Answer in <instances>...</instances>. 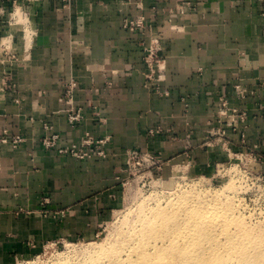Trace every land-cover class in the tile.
<instances>
[{"label":"crops","instance_id":"obj_1","mask_svg":"<svg viewBox=\"0 0 264 264\" xmlns=\"http://www.w3.org/2000/svg\"><path fill=\"white\" fill-rule=\"evenodd\" d=\"M263 2L0 0V43L12 36L17 58L0 46V129L25 137L16 147L0 143V264L31 257L58 236H95L120 205L126 148L157 152L170 162L193 155L199 161L195 169L225 161L229 154L222 148L190 150L218 125L221 95L247 109V143L264 150ZM14 4L30 13L37 30L28 50L22 28L7 24ZM183 4L189 8L181 13ZM140 16L145 28L122 26L124 19ZM153 35L164 38L166 60L163 80L148 84L144 54ZM70 77L79 81L74 101L83 120L77 126L68 122L60 100ZM236 84L248 90L246 98L237 96ZM157 86L167 93L159 94ZM47 124L61 145L86 132L111 135L108 156L80 160L44 148ZM157 127L162 131L150 134ZM240 133L228 129L236 151L243 149ZM44 197L52 211L69 213L45 216L38 211Z\"/></svg>","mask_w":264,"mask_h":264},{"label":"rangeland","instance_id":"obj_2","mask_svg":"<svg viewBox=\"0 0 264 264\" xmlns=\"http://www.w3.org/2000/svg\"><path fill=\"white\" fill-rule=\"evenodd\" d=\"M180 12L184 13L183 11ZM161 39L162 41L164 40V38ZM161 53L164 57H166L165 49H162ZM262 83L264 84V80ZM239 85L242 88H245L241 84H236L234 86L235 91L237 90V86ZM161 91L164 92L163 90ZM247 94H248V90L246 89V95L241 98H246ZM223 97L226 98L225 96ZM73 103L75 104L74 96H73ZM219 109H220V102L218 104V110L216 112L217 119L215 120L217 122H218ZM261 109L264 110V107L261 106ZM240 110L247 112L246 115V121H247L249 115L247 109L240 108ZM263 112L264 111H262V114ZM217 126L215 125L210 126L207 130L206 139L197 145L191 146L190 150H194L195 153L197 150L204 148L212 147V149L214 150L222 148L224 151L228 152L227 155L232 152L237 153L243 150L242 149L240 151H236L229 146V141H230L228 138L229 127L223 126V128L226 129L224 141L226 142L228 140L227 146L229 150H226L225 149L226 145H224L223 143L224 141L221 140V138H219V135L218 134L213 135L210 133L211 129H218L219 127ZM244 129L241 130L244 131ZM87 133L92 135L90 132H86L83 136H85ZM245 135H246V131H245ZM105 136L107 135L97 138H104ZM188 137H190L189 134ZM77 139L78 138H75V140L72 143L65 145H61L59 139V145L63 147H68L71 146L73 143H75ZM214 139L219 140L218 143L208 144L209 141H213ZM245 140H246L245 145H243L242 135H241L240 142L243 148L244 146L247 148H252L255 145H259V144H253L252 146H249L247 143V136H245ZM106 146L107 145L104 146V150H105L104 156H100V155L95 156V154H93V151L95 149L93 146L90 145H86L83 147L85 151L91 154L89 157H86V159H80L71 152L62 155L71 156L73 158L80 160H89L93 158L104 159L108 156ZM127 149L128 148L125 149L124 153L126 152ZM259 149L260 150L258 153H264L262 146L259 145ZM54 150H56L59 154H61L58 149H54ZM192 156L189 155L186 156V158H182L181 160H177L173 162H170L172 158L163 159L164 165L161 169L160 174H158V177L152 176L148 173H143L142 171H132L133 173L131 175H129L128 173L125 175L121 174L120 176H118V183L120 185V192H119L120 205L111 212L110 218L107 220V222L99 225V229L95 234V236H92V238H87V239L82 237L71 239L68 237L58 236L56 238L46 240L42 243L40 250L36 252L33 256L28 258H18L15 260L13 264H90V261L87 260L88 257H86L85 254L86 248H88L89 245L91 246V243L93 242L104 243L107 241H111L110 240L111 237L116 236L115 233L118 230H120L121 228L122 229L126 228L127 226L126 223L125 222L122 223L124 218L125 217L131 219L134 218L139 211L138 210V208H140L139 206L146 205V208L148 206L149 207H155V206L157 207L158 205L166 206L168 202L172 201L171 198L174 201L184 194L185 195L190 194V192L191 193L195 192L197 194H200L201 196H208V198L211 197L212 199L217 200L219 203H221L222 206H224L227 202H230L232 208L231 214L240 217L244 223V226L247 229L248 226H253L255 227V231L263 230L264 232V196H262L260 194V191L258 190L259 181L257 180V176H255V172L257 169H263L264 161L260 162L255 167L253 166V163L249 162L250 157H246L245 155L243 156L240 155L239 159H237L235 158L236 155L232 153L228 155V158L225 161L224 160L218 162L216 161L215 164L212 163L213 167H210V169L208 170H203L202 167H196L197 169H195V166H198L199 161H197V159H195L194 156L192 158ZM125 158H126V154H125ZM125 161L123 163L122 169L125 167ZM170 164H172L173 166H171ZM166 168L169 169V172L166 171ZM123 176H125L124 179ZM183 191L185 192L184 194ZM176 196H178V198ZM154 200L155 202H153ZM49 203H50L49 198L44 197L42 200H40L38 204L40 205V209L38 211L43 213L45 216H47L52 212L55 213L56 217L59 215L58 213H62V214L66 212L69 213L68 209H63V210L57 209L52 211L50 208H48ZM149 204L150 205L153 204V205L150 206ZM134 210L135 212H133ZM134 219H137V217H135ZM126 229L128 230V227ZM32 245L35 244L32 243ZM122 255L125 256L126 252H123ZM86 261H88L89 263L88 262L85 263ZM99 263L100 261L98 262V264Z\"/></svg>","mask_w":264,"mask_h":264},{"label":"bare ground","instance_id":"obj_3","mask_svg":"<svg viewBox=\"0 0 264 264\" xmlns=\"http://www.w3.org/2000/svg\"><path fill=\"white\" fill-rule=\"evenodd\" d=\"M171 200L137 207V219L122 221L128 230L91 243L85 250L90 264H264L263 230L247 229L230 202L222 206L195 192Z\"/></svg>","mask_w":264,"mask_h":264},{"label":"built area","instance_id":"obj_4","mask_svg":"<svg viewBox=\"0 0 264 264\" xmlns=\"http://www.w3.org/2000/svg\"><path fill=\"white\" fill-rule=\"evenodd\" d=\"M65 3H70L71 0H63ZM15 3V2H13ZM264 6V2H263ZM188 4H183L177 10L186 12L188 10ZM0 12L3 13L2 8H0ZM264 16V11L262 13ZM9 25H19L22 28L25 47L26 50L32 46L34 37L36 35V29L32 27V18L30 13L22 8L20 5L14 4L9 11V19L7 21ZM147 25L146 19L143 16L137 17L135 19L129 20L124 19L122 21V26L128 30L135 31L139 28H145ZM12 36H5L0 43L4 54L9 55L12 60H17L15 54V47L12 44ZM164 49V44L160 36L153 35L151 37L150 43L145 47L144 61L147 65L148 72L145 75L148 84L152 81L159 82L163 80V71L165 68V60L161 53V50ZM12 63L7 66L5 72L11 73ZM79 81L76 78L70 77L68 80L64 82L63 92L61 101L66 103L65 111L67 113L68 122L72 126H77L83 120V114L80 107H77L73 103V96L75 93V89L78 87ZM156 91L159 94L167 93L165 91L162 92L160 87L157 86ZM237 96L244 97L246 95V89L242 88L240 85L237 86V90L235 91ZM264 111V110H262ZM264 114V112H263ZM246 111L240 110V108L233 107L228 103V100L223 96H220V109L218 112V129H211L210 133L213 135H219L221 140H225L224 136L226 134V129L223 126H228L234 131H241L242 135V143L245 145V131L244 129L247 127L246 125ZM45 128L49 130L48 134L42 136L41 143L42 146L46 149H58L61 154H68V152L73 153L80 159H86L91 154L84 150V146L90 145L94 147L93 154L104 156V146L107 145L111 141L110 135L105 136L104 138H97L93 135L86 134L77 139L75 143L71 146L63 147L59 145L60 135L57 132L52 131V127L47 124ZM215 128V127H213ZM150 134L160 133V128H153L149 130ZM23 141H25V137L21 134H15L13 136H9L7 129H0V143H8L11 142L15 147L19 146ZM219 140L214 139L213 141H209L208 144L218 143ZM226 145L225 149L229 150L227 144L228 140L223 142ZM243 148V147H242ZM259 145H255L252 148H247L244 146L243 150L240 152H232L234 153L235 158L239 159L240 155H245L249 158V162L253 163V166H257L260 162L264 161V153L259 152ZM232 153H229L232 154ZM125 167L122 169L123 175L129 174L131 175L132 171H142L143 173H148L152 176H157L160 174L161 169L164 165L163 158L157 152L153 151H143L138 147L128 148L125 152ZM260 167V165H259ZM255 176H257V180L259 181L258 190L260 194L264 196V171L262 169H257L255 172ZM125 176H123V179Z\"/></svg>","mask_w":264,"mask_h":264}]
</instances>
